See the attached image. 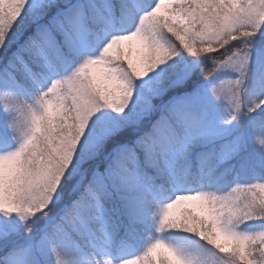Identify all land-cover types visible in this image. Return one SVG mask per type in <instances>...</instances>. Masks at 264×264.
I'll list each match as a JSON object with an SVG mask.
<instances>
[{
    "label": "snow or ice",
    "instance_id": "1",
    "mask_svg": "<svg viewBox=\"0 0 264 264\" xmlns=\"http://www.w3.org/2000/svg\"><path fill=\"white\" fill-rule=\"evenodd\" d=\"M0 264H264V0H0Z\"/></svg>",
    "mask_w": 264,
    "mask_h": 264
}]
</instances>
